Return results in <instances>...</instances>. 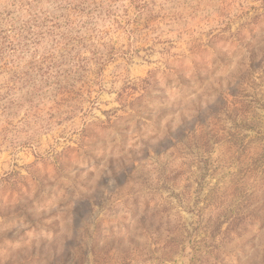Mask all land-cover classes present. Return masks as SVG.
Wrapping results in <instances>:
<instances>
[{
    "label": "rangeland",
    "instance_id": "374dc122",
    "mask_svg": "<svg viewBox=\"0 0 264 264\" xmlns=\"http://www.w3.org/2000/svg\"><path fill=\"white\" fill-rule=\"evenodd\" d=\"M104 7L0 48V264H264V0Z\"/></svg>",
    "mask_w": 264,
    "mask_h": 264
},
{
    "label": "trees",
    "instance_id": "16d2710c",
    "mask_svg": "<svg viewBox=\"0 0 264 264\" xmlns=\"http://www.w3.org/2000/svg\"><path fill=\"white\" fill-rule=\"evenodd\" d=\"M104 9V0H0V48L9 43L7 40L12 37L9 34L35 36L44 22L61 21V25L54 24L64 29L63 36L79 33L81 19L88 18L84 23L92 25ZM51 10L63 11V14L56 17ZM83 25L80 28L84 29Z\"/></svg>",
    "mask_w": 264,
    "mask_h": 264
}]
</instances>
